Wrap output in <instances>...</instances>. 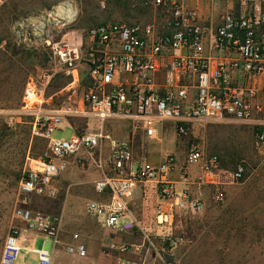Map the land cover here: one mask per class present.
Masks as SVG:
<instances>
[{"label": "built area", "instance_id": "obj_1", "mask_svg": "<svg viewBox=\"0 0 264 264\" xmlns=\"http://www.w3.org/2000/svg\"><path fill=\"white\" fill-rule=\"evenodd\" d=\"M6 1L0 0V10ZM141 1L160 12V22L80 28L72 21L52 41L43 38L44 31L36 36L33 27L36 41L44 40L51 64L41 77H30L26 83L22 113L33 118V132L47 141L48 151L30 161L20 191L55 197V182L66 171L68 158L108 145L104 166L97 163L101 175L93 184L96 197L85 203V213L104 230L130 232L134 193L138 190L146 196L152 190L154 226L170 232L181 217H194L207 202L222 201L223 188L242 178L244 165L224 168L217 156H206L195 140L187 144L181 163L168 155L152 164L135 158L125 143L112 140L108 124L137 122L147 139L159 141L167 128L183 136L193 124L236 121L253 129L257 145L264 143V0ZM220 3L218 26L204 25L201 9L212 12ZM26 41L24 37L22 45L29 47ZM56 77L68 80V97L53 110L44 92ZM70 117L94 120L97 132L53 138L54 131L69 128L65 122ZM192 166L200 168L194 178L189 172ZM15 216L22 226L13 227L6 236L1 264H18L22 250L36 255L37 264H53L48 242L35 250L24 244L27 234L36 233L52 239L55 246L57 219L26 208L17 209ZM71 238L65 252L86 257L79 235ZM168 240L172 246L181 241ZM120 250L124 253L127 248Z\"/></svg>", "mask_w": 264, "mask_h": 264}, {"label": "rangeland", "instance_id": "obj_2", "mask_svg": "<svg viewBox=\"0 0 264 264\" xmlns=\"http://www.w3.org/2000/svg\"><path fill=\"white\" fill-rule=\"evenodd\" d=\"M62 1H71L76 7L73 25L80 28L101 23H158L161 19L158 10L144 6L141 0H126L124 7L115 0L5 2L0 10V258L10 230L22 226L15 211L26 208L33 214L57 219L55 246L52 239L40 237L31 245L28 241L24 244L40 249L48 242L49 250L55 251L53 264H89L90 260L95 263L97 257L100 264H118L119 260L129 264H264V143L257 145L253 129L236 121L193 124L183 136L167 128L159 141L147 139L140 123L113 120L108 124L111 139L125 143L135 158H148L158 152L160 160L173 155L181 163L187 144L195 140L206 156H217L224 168L233 170L239 163L244 165L242 178L223 188L222 201L207 202L194 217H181L170 232H161L154 226L156 198L152 193L138 195L130 205L134 226L130 232L103 230L85 213L87 200L96 197L93 184L101 175L97 163L101 161L104 166L108 145L68 158L67 169L56 182L55 197L25 195L20 191V180L30 161L48 151L47 141L33 132V118L22 113L26 83L30 77H41L51 64L44 40L36 41L32 29L40 22L43 38L55 40L62 26L48 13ZM222 6L220 3L212 12L203 9L204 25L218 26ZM24 37L29 47L22 45ZM67 84L68 80L56 77L45 90L44 96L51 98L53 110L66 102ZM66 125L69 128L54 131L52 137L69 139L73 132L91 134L98 130V124L91 119L70 117ZM75 233L86 247L84 258L64 251ZM168 238L181 241L172 246ZM123 246L127 248L124 253L120 250ZM17 263L37 264L36 255H26L22 250Z\"/></svg>", "mask_w": 264, "mask_h": 264}, {"label": "bare ground", "instance_id": "obj_3", "mask_svg": "<svg viewBox=\"0 0 264 264\" xmlns=\"http://www.w3.org/2000/svg\"><path fill=\"white\" fill-rule=\"evenodd\" d=\"M77 15L76 7L69 1H62L58 3L49 13L48 16L52 20L61 26L66 25L74 21ZM43 25L40 22H36L34 26V34L40 36L43 33Z\"/></svg>", "mask_w": 264, "mask_h": 264}, {"label": "crops", "instance_id": "obj_4", "mask_svg": "<svg viewBox=\"0 0 264 264\" xmlns=\"http://www.w3.org/2000/svg\"><path fill=\"white\" fill-rule=\"evenodd\" d=\"M201 13H203V9H201ZM202 17H203V15H202ZM239 79V78H238ZM158 153V152H157ZM156 152H155V154H153V155H151L150 157H146V158H144V157H141V159H144V160H146L147 162H149V163H152V164H157V163H159V162H161L162 160H160V155H158ZM159 153H161V152H159ZM189 172H190V176H191V178H194L195 176H198V174H199V172H200V168L199 167H196V166H192V167H190L189 168ZM58 181V180H57ZM56 181V182H57ZM56 182H55V186H56ZM57 188V187H56ZM193 189L195 188V187H192ZM150 193H152V195L156 198V194H155V192L154 191H152V190H150L149 191V193H147V195L148 194H150ZM138 195L140 196V195H142L141 194V192H139L138 190L134 193V195H133V197H132V203L134 202V201H137V199H138ZM89 200V199H88ZM87 200V201H88ZM131 203V204H132ZM130 204V205H131ZM97 223V222H96ZM101 228V227H100ZM104 230V229H103ZM75 234H77V233H75ZM73 235V234H72ZM27 236L29 237V239L27 240L28 241V243L31 245L33 242H34V240H35V238H37V237H40V238H42L40 235H38V234H36V233H29V234H27ZM80 238V237H79ZM80 241H81V238H80ZM82 242V241H81ZM71 243H73L72 242V238H71V241L70 242H68L66 245H68V244H71ZM83 243V242H82ZM84 244V243H83ZM25 246V245H24ZM26 248H27V250H32V249H34V248H32V247H30V246H27L26 245ZM65 249V248H64ZM35 250V249H34ZM55 250H56V248H55ZM65 251V250H64ZM54 253V255H55V251L53 252ZM53 261H54V257H53ZM89 264H100L99 263V259H98V257H97V261L94 263L93 261H89Z\"/></svg>", "mask_w": 264, "mask_h": 264}, {"label": "trees", "instance_id": "obj_5", "mask_svg": "<svg viewBox=\"0 0 264 264\" xmlns=\"http://www.w3.org/2000/svg\"><path fill=\"white\" fill-rule=\"evenodd\" d=\"M115 3L121 4L124 7L127 1L126 0H115Z\"/></svg>", "mask_w": 264, "mask_h": 264}, {"label": "water", "instance_id": "obj_6", "mask_svg": "<svg viewBox=\"0 0 264 264\" xmlns=\"http://www.w3.org/2000/svg\"><path fill=\"white\" fill-rule=\"evenodd\" d=\"M70 3H72L71 1H69Z\"/></svg>", "mask_w": 264, "mask_h": 264}]
</instances>
